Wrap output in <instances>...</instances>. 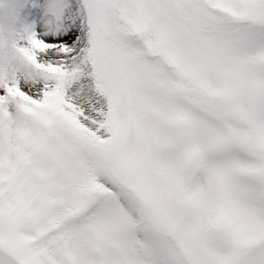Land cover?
<instances>
[{
    "label": "snow or ice",
    "instance_id": "obj_1",
    "mask_svg": "<svg viewBox=\"0 0 264 264\" xmlns=\"http://www.w3.org/2000/svg\"><path fill=\"white\" fill-rule=\"evenodd\" d=\"M0 264H264V0H0Z\"/></svg>",
    "mask_w": 264,
    "mask_h": 264
}]
</instances>
